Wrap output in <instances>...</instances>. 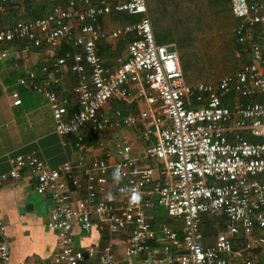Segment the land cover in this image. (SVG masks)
<instances>
[{
    "label": "built area",
    "instance_id": "2783aa9c",
    "mask_svg": "<svg viewBox=\"0 0 264 264\" xmlns=\"http://www.w3.org/2000/svg\"><path fill=\"white\" fill-rule=\"evenodd\" d=\"M25 1L0 0V13L5 14L6 5ZM33 1L49 4V11L0 25V48L19 42L23 53L44 47L52 58L39 74L29 71L19 77L17 85L45 97L56 135L76 136L80 148L84 131L98 135L144 122L142 139L149 142L154 137L144 157H133L129 144H118L114 165L106 150L83 167L85 195L79 199L70 191V185L77 190L82 186L73 176L75 165L50 168L33 155L9 158L10 171L0 176V187L8 178L19 179L26 169L35 178V193L47 196L52 204L46 227L55 233L59 246L42 264H87L86 259L116 264L110 245L102 246L96 258L95 247L83 250L74 244V228L88 234L92 215L112 234L129 230L128 261L143 256L141 264H253L251 251L264 249V43L253 38L255 28H264V0H231L233 17L240 21L233 36L241 66L217 83L195 86L184 80L175 45L155 42L145 0ZM120 12L141 18L104 31L100 21ZM121 37H127L125 56L116 53L115 66H105L100 47ZM65 44L76 52L58 54ZM68 70L76 74L77 82L69 96H61L55 88ZM9 98L12 106L22 103L16 91ZM112 99L140 100L145 109L137 115L116 110L109 117L102 109ZM148 160L160 165V178L146 165ZM117 167L122 179L113 181L120 198L115 204L100 196ZM133 190L142 196L138 206L130 203ZM153 207L162 208L181 228H155L148 218ZM204 216L224 221L225 230L211 246L204 244L201 232ZM10 261L0 214V264Z\"/></svg>",
    "mask_w": 264,
    "mask_h": 264
},
{
    "label": "crops",
    "instance_id": "0c3cea01",
    "mask_svg": "<svg viewBox=\"0 0 264 264\" xmlns=\"http://www.w3.org/2000/svg\"><path fill=\"white\" fill-rule=\"evenodd\" d=\"M145 1L147 11L148 8L151 9V5L157 3L159 7V3H164L160 11L167 14L166 11L169 8L168 3L181 0ZM13 4L16 3H11L5 6V14L0 13V18L2 15L11 14V11L14 8L12 6ZM19 6L20 4L18 3V6L15 7L14 12L11 14L13 15L16 13V15H13V18H16L15 21L22 19H18V17L20 15L19 12L24 8L21 7L18 9ZM25 10L28 11L27 8H25ZM154 11L156 15V9ZM148 16L151 20L152 15L148 13ZM2 23L3 22L0 21V25H2ZM100 24L101 28L107 32L126 26L120 25V23L117 25L115 20H111L110 15L104 17L100 21ZM111 25L115 27H111ZM253 38L255 41L257 40L260 43H264V28H255ZM119 41H125L124 48H122V50H119L118 48L119 46L117 44ZM163 45L175 44L164 43ZM126 47L127 37H121L114 44H107L104 47H100V49H106V51L103 53H100L99 51L105 66H115L113 64V56L116 53H120L122 56H125ZM3 48L5 47L0 48V51ZM2 53H5V57H3V65L5 67H11L12 71L17 73L18 78L20 75L22 76L29 71H34L39 74L42 66L50 65L52 62V58L46 53L44 47L39 50H33L30 53H23L22 50L16 52L3 50ZM58 54H60V51ZM238 59L242 63V59ZM48 78H54V76L48 75ZM76 82V74L71 73L68 70L63 73L55 90L58 91L59 95L61 96H69L71 94L72 88L76 85ZM187 85L195 86L197 84ZM18 89L19 90L14 91L18 92L22 101L21 105L15 107L11 105L10 98L8 101L9 109H19V116L14 114L12 117L10 115L8 116L9 121L7 122L3 120L7 117H0L3 118L1 120L5 122L4 127H2V124H0V176L7 175L9 173V158L17 156L33 155L37 159L43 161L50 168L57 167L64 163H70L76 166L73 171V176L79 180L82 185L81 189L78 190L70 185V191L74 198L79 199L85 195L84 187L86 180L82 174L83 167L88 166L95 158L101 157L106 150H109L110 152L111 157L109 164L111 166L118 161L116 145L121 143H114V139L116 138L115 134L118 129L131 128V130L135 132L139 141L134 142L131 145V154L133 157H144V149H146L147 145L154 143V137H151L149 142L142 139V132L144 131L143 124L145 123L141 122L134 126H122L113 130H107L98 135L84 131L82 133L83 140L80 143V148H78L76 136L71 135L59 137L56 135L54 131V121L52 119L48 103L41 93H38L37 91L28 87L18 86ZM134 92L135 90L133 88L131 93L134 94ZM144 109L145 104L140 100L132 101L130 103H123L117 99H112L103 107L102 113L109 117H113L114 112L116 110H120L125 114L137 115ZM20 112L22 114H20ZM3 128H5V130H2ZM99 143H102L103 147H100ZM145 163L146 165L154 168L155 176L157 178L161 177L159 174L160 165L155 162V160H148ZM261 179L263 181L264 177H261ZM113 181V173H110L109 184L107 185L104 194L100 196V199L117 204L119 203L120 198L115 193ZM34 185L35 178L29 173L28 170L25 169L21 171V176L19 179L14 180L8 178L0 187V214L4 224L6 225V237L9 242L11 255L10 264H42L51 259L58 251L59 241L55 233L48 230L46 227L48 214L52 209V204L47 196H38L35 193ZM109 193H111L113 196L112 200L107 199V195ZM154 208L156 207H153V209ZM156 209H158L157 212H153L152 208L148 210V218L150 219V223L153 224L155 228H158L161 225H166L175 229V227L167 225L168 222L165 221L166 218L162 220V222H159L161 221L159 216L164 214L167 215V213L162 208ZM171 220L177 224V227H179L178 229L181 228L178 222L174 221L173 219ZM91 221L93 223V228L88 234L82 233L78 227L74 228V244L77 248L84 250L88 246L95 247L96 252L94 256L97 258L100 255L102 246L110 245L114 253L116 264H119V262L122 260L126 262L123 264H141L143 256L132 259L131 261H128L125 258L124 249L126 248L127 240L130 234L129 230L112 234L109 232L106 224L102 222L101 219H98L97 216L92 215ZM213 228L209 231V237L205 238L202 233L204 244L207 246H211L214 243L218 233L225 230L224 221L221 219L220 224L216 226L214 225ZM236 243L234 247L237 246ZM241 243L242 241H240L238 245ZM262 255H264L263 249ZM86 263L96 264V261L95 259H86Z\"/></svg>",
    "mask_w": 264,
    "mask_h": 264
},
{
    "label": "trees",
    "instance_id": "16d2710c",
    "mask_svg": "<svg viewBox=\"0 0 264 264\" xmlns=\"http://www.w3.org/2000/svg\"><path fill=\"white\" fill-rule=\"evenodd\" d=\"M25 2L32 18L42 17L50 9V5L47 3H37L33 0H26ZM168 4L170 9L168 8L166 11V16L169 15L173 18V23L169 30L170 41L166 42V39L158 37L159 32L164 28V24L159 13L156 16L154 15V17L148 8V13L152 15L150 20L152 31L157 44L174 43L176 48L179 47L181 50V52L177 51L187 84L218 82L224 76L233 75L239 70L241 61L236 57L238 47L233 35L234 29L239 25L240 21L233 17L231 0H181ZM114 14L117 13L110 14L112 21L115 20L113 18ZM4 16L2 15L0 21L6 23ZM128 16H136L137 19L130 18V20L121 21L120 25L135 24L141 18V15L128 14ZM124 42H118L119 50L124 48ZM4 47L0 53L3 50L9 52L21 51L23 44L19 42L8 43ZM66 51L71 52V54L76 52L71 46L64 45L60 50V54ZM99 51L103 53L106 49L101 48ZM187 62L192 63L190 64L191 67L186 66ZM192 71L196 72L199 77H196ZM201 75L203 76L200 77ZM260 99L259 97L254 98L256 101ZM152 211L157 212L158 209L152 208ZM216 219L221 220L222 218L202 217V233L205 238L210 236L209 231L214 225L220 224L219 221H215ZM169 225L178 229L177 225L172 222ZM251 257L253 264H264L262 249L256 248L252 250ZM254 258L257 259V262L253 260Z\"/></svg>",
    "mask_w": 264,
    "mask_h": 264
},
{
    "label": "rangeland",
    "instance_id": "374dc122",
    "mask_svg": "<svg viewBox=\"0 0 264 264\" xmlns=\"http://www.w3.org/2000/svg\"><path fill=\"white\" fill-rule=\"evenodd\" d=\"M163 4L164 3H159V7H158L157 3L154 4V5H151V7H150L151 9H149V10H150V12H151L152 15L153 14L155 15V11H154L155 9H156V14L159 13V16L161 18V21L164 24V28H162V30L159 32V34L158 33H156V34H158V37H161L163 39H166L165 41L167 42V41H170L169 40V36H170L169 35V30L171 29V25L173 23V18L171 16H169V15L166 16L165 13L160 12L161 7H162ZM12 6L14 8L11 11V14L14 12V9H15V7L18 6V4L16 3V4H13ZM149 6H150V4H149ZM21 7H23L24 9H21V11L19 12L20 15H19L18 18H22V19H30V18H32V17H30L31 16L30 13L25 10V8H26V2L21 3L20 6L18 7V9L21 8ZM11 14H8V15H5L4 16L5 17L4 18V21L6 23L7 22H10V21H15V18H13V15H16V13H14L13 15H11ZM113 18L115 19L117 25L121 21L130 20V18L131 19H133V18L137 19L136 16L129 17L128 14H126V13H117V14H114ZM2 24H5V23H2ZM111 27H115V26H112L111 25ZM170 44H174V43H170ZM176 50H179L181 52V50L179 49V47L176 48ZM177 53H178V51H177ZM3 57H5V53H2L1 52L0 53V117H2V116L4 118L7 117L6 119L0 118V124H2V127H4L5 122L2 121L1 119L5 120L7 122V121H9L8 116L11 115L13 117L14 114L16 116H19V113H18L19 109H9V101H8L9 96L11 95V93L14 90H19L18 89V85H17L18 75H17V73H15V72L12 71V68L11 67H8V66L5 67L3 65V59H4ZM190 64H192V63L187 62L186 66H190ZM192 72L195 73V76L196 77H199L196 74V72H194V71H192ZM202 76L203 75H201L200 77H202ZM20 114H22V113L20 112ZM2 130H5V128H3ZM115 137H116L114 139V143L115 144H117V143H121V144L127 143V144H129L131 146L134 142H138L139 141L138 138H137V136H136V134H135V132L133 130H131V128L118 129L117 132H116V134H115ZM159 218L161 219V221H159V222H162V220H164L166 218V220H165L166 222L170 223V221H171L173 224H176V223H174L170 219L171 217L167 216L166 214L160 215ZM215 221H219L220 222V219H216ZM168 223H167V225H169ZM177 228H179V227H177ZM124 251H125V249H124ZM251 260H252V257H251ZM253 260L256 261L257 259L254 258ZM123 263H126V262L123 261V260L119 262V264H123Z\"/></svg>",
    "mask_w": 264,
    "mask_h": 264
},
{
    "label": "clouds",
    "instance_id": "9594fccd",
    "mask_svg": "<svg viewBox=\"0 0 264 264\" xmlns=\"http://www.w3.org/2000/svg\"><path fill=\"white\" fill-rule=\"evenodd\" d=\"M122 179V172H121V169L119 167H117L114 171H113V180L114 182L116 183H119V181ZM107 199L109 200H112L113 199V196L111 193H109L107 195ZM142 199V196H141V193L137 190H133L132 191V196H131V200H130V203L132 205H136L138 206L140 201Z\"/></svg>",
    "mask_w": 264,
    "mask_h": 264
},
{
    "label": "water",
    "instance_id": "95a60500",
    "mask_svg": "<svg viewBox=\"0 0 264 264\" xmlns=\"http://www.w3.org/2000/svg\"><path fill=\"white\" fill-rule=\"evenodd\" d=\"M85 258H86V255H85Z\"/></svg>",
    "mask_w": 264,
    "mask_h": 264
}]
</instances>
